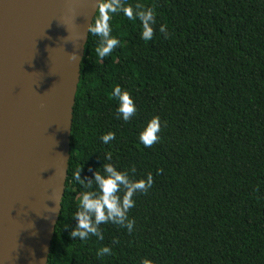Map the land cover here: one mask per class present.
I'll return each instance as SVG.
<instances>
[{
    "label": "trees",
    "instance_id": "16d2710c",
    "mask_svg": "<svg viewBox=\"0 0 264 264\" xmlns=\"http://www.w3.org/2000/svg\"><path fill=\"white\" fill-rule=\"evenodd\" d=\"M127 2L155 9L154 36L145 42L138 21L114 16L122 43L103 61L88 36L47 264H264V0ZM117 85L137 108L127 123L116 117ZM153 116L160 141L145 148L138 133ZM106 152L132 179L151 173L153 186L134 197L132 233L109 223L102 241L73 240L82 189L72 174L91 178ZM103 246L113 255L98 257Z\"/></svg>",
    "mask_w": 264,
    "mask_h": 264
},
{
    "label": "water",
    "instance_id": "95a60500",
    "mask_svg": "<svg viewBox=\"0 0 264 264\" xmlns=\"http://www.w3.org/2000/svg\"><path fill=\"white\" fill-rule=\"evenodd\" d=\"M97 3L0 0V264H47Z\"/></svg>",
    "mask_w": 264,
    "mask_h": 264
},
{
    "label": "clouds",
    "instance_id": "9594fccd",
    "mask_svg": "<svg viewBox=\"0 0 264 264\" xmlns=\"http://www.w3.org/2000/svg\"><path fill=\"white\" fill-rule=\"evenodd\" d=\"M122 15L128 21L139 22L140 39L149 42L154 36V25H156L157 13L153 7H145L140 3L130 4L127 0H98L95 15L88 25V36L97 38L98 45L95 54L100 61L110 56L115 49L121 46V40L112 35V25L110 21L114 16ZM159 32L164 38L169 37L167 25H160ZM74 58H78L75 53ZM111 96L117 101L116 117L127 123L137 112L134 99L127 90H123L119 85L112 90ZM161 120L159 116H153L138 133V142L145 148L160 141ZM116 139L114 132H107L100 137L103 144L108 145ZM112 153H105V160L102 166L92 171V177H81L82 167L77 168L72 179L82 189L79 194V201L76 211L73 213L75 226L69 235L73 240L79 239L87 242L90 237L95 236L102 241L104 235L100 226L113 224L125 228L128 233H132L135 221L129 218V210L134 208L137 194L147 193L153 186L154 179L151 173L145 178L132 179L128 171H121L115 167L112 161ZM135 173L133 167L130 170ZM68 227L66 226L65 229ZM113 255V251L108 246L98 249L97 256L105 257ZM140 264H153L147 258L141 259Z\"/></svg>",
    "mask_w": 264,
    "mask_h": 264
}]
</instances>
